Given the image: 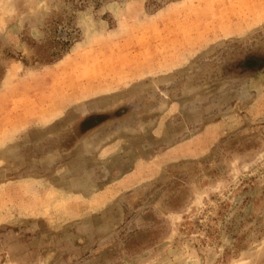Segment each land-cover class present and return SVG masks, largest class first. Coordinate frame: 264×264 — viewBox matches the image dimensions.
I'll list each match as a JSON object with an SVG mask.
<instances>
[{"label": "rangeland", "instance_id": "374dc122", "mask_svg": "<svg viewBox=\"0 0 264 264\" xmlns=\"http://www.w3.org/2000/svg\"><path fill=\"white\" fill-rule=\"evenodd\" d=\"M261 60L264 0H0V264H264Z\"/></svg>", "mask_w": 264, "mask_h": 264}, {"label": "trees", "instance_id": "16d2710c", "mask_svg": "<svg viewBox=\"0 0 264 264\" xmlns=\"http://www.w3.org/2000/svg\"><path fill=\"white\" fill-rule=\"evenodd\" d=\"M72 33L66 32V36L60 40H51L47 44H44L39 50L36 51V60L35 62H39L42 64H50L57 60H59L69 49L72 43ZM253 59V58H251ZM251 59L246 61L250 62ZM262 64L264 60H261ZM247 68H252L248 65Z\"/></svg>", "mask_w": 264, "mask_h": 264}]
</instances>
